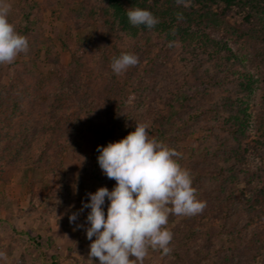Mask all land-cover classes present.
<instances>
[{
  "label": "trees",
  "instance_id": "obj_1",
  "mask_svg": "<svg viewBox=\"0 0 264 264\" xmlns=\"http://www.w3.org/2000/svg\"><path fill=\"white\" fill-rule=\"evenodd\" d=\"M23 3L11 23L27 38L24 62L8 65L7 84L0 64V178L31 166L63 183L64 152L90 141L87 173L106 183L97 146L152 121L149 134L165 145L196 140L175 150L205 202L170 230L165 255L174 264H264V0H75L66 64L49 49L40 3ZM129 8L159 22L133 26ZM87 27L96 29L91 40L71 36ZM43 51L57 66L50 75ZM122 52L138 63L117 75L110 64ZM207 94L218 97L176 121L180 107ZM226 237L234 246L219 252Z\"/></svg>",
  "mask_w": 264,
  "mask_h": 264
},
{
  "label": "clouds",
  "instance_id": "obj_2",
  "mask_svg": "<svg viewBox=\"0 0 264 264\" xmlns=\"http://www.w3.org/2000/svg\"><path fill=\"white\" fill-rule=\"evenodd\" d=\"M10 8L7 0H0V64L12 63L28 49L26 36L9 21ZM126 15L133 26L151 29L159 22L147 9L129 8ZM137 63L136 54L122 52L110 67L119 75ZM148 128V123L135 124L134 131L119 141L97 146L102 174L116 182L111 190L101 186L86 193L87 202L82 201L79 210H89L85 217V234L91 241L88 255L98 264H143L149 248L169 253L173 234L164 227L169 215L191 216L205 207L196 196L190 170L178 162L181 154L150 136ZM77 217L78 212H73L70 223Z\"/></svg>",
  "mask_w": 264,
  "mask_h": 264
},
{
  "label": "rangeland",
  "instance_id": "obj_3",
  "mask_svg": "<svg viewBox=\"0 0 264 264\" xmlns=\"http://www.w3.org/2000/svg\"><path fill=\"white\" fill-rule=\"evenodd\" d=\"M24 1L7 0L11 5L8 17L10 22L17 16ZM37 1L40 3L39 14L42 26L50 39L49 49L51 53L60 56L62 64H66L69 53L64 49V41L67 40L68 25L72 16L68 6H71L75 0ZM76 9L77 5H75ZM95 34L94 27H87L79 29L71 36L80 41H87ZM23 62L24 60L17 56L12 63H3L2 82L5 84L9 82V64L17 65ZM40 65L46 75L57 70L56 64L48 62L44 51ZM162 84L161 80L158 87ZM217 97L218 95L215 94H207L190 102L184 108L180 107L176 121L180 122V119L186 117L192 108L214 102ZM151 122L148 124L149 127ZM155 126L156 124L153 125ZM126 135L124 134L120 139ZM196 145V140L191 137L185 142L167 146L173 149L176 147L190 149ZM93 149L94 145L90 141H85L80 146L71 145L66 149L62 156L63 183L58 182L54 175L31 166L10 169L6 176L0 178V253H4L0 256V264H98L97 258L92 257L91 261L88 255L91 241L86 238L85 217L89 210H79L82 201L87 202L86 193L95 192L101 186L111 190L116 182L106 177L107 182L100 183L88 175L87 157ZM107 203L106 199L105 210ZM73 212H78V217L70 223L68 217ZM185 217L187 216L170 214L168 223L164 227L172 230L179 220ZM77 225L83 226L77 227ZM227 238L217 242L215 248L219 252L222 246L225 247L224 249L234 246ZM143 264L174 263L160 250L149 248Z\"/></svg>",
  "mask_w": 264,
  "mask_h": 264
}]
</instances>
